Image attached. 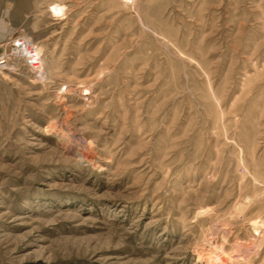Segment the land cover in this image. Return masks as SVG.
I'll use <instances>...</instances> for the list:
<instances>
[{
    "label": "rangeland",
    "instance_id": "obj_1",
    "mask_svg": "<svg viewBox=\"0 0 264 264\" xmlns=\"http://www.w3.org/2000/svg\"><path fill=\"white\" fill-rule=\"evenodd\" d=\"M213 245L264 264V0H0V264Z\"/></svg>",
    "mask_w": 264,
    "mask_h": 264
},
{
    "label": "bare ground",
    "instance_id": "obj_2",
    "mask_svg": "<svg viewBox=\"0 0 264 264\" xmlns=\"http://www.w3.org/2000/svg\"><path fill=\"white\" fill-rule=\"evenodd\" d=\"M63 9H64V6L63 5H61V4H57V3H53V4H51V5H49L48 6V11H50L51 13H59V15H62L63 14ZM50 13V14H51ZM24 38V37H23ZM25 40H27V39H25ZM24 41V40H23ZM29 42V41H28ZM30 44V43H29ZM28 44V45H29ZM32 44V43H31ZM34 49L37 51V53L39 52V50H37L36 49V47H34ZM21 52V51H20ZM24 53V52H23ZM38 69H37V72L39 71V74H40V76L42 77L43 75H44V71H43V69H42V67L39 65L38 67H37ZM6 76V75H5ZM83 89H86V91L83 93V94H87V93H89V90H88V88H87V86H86V88L84 87ZM82 89V90H83ZM67 90H71V89H67ZM62 127V126H61ZM50 129V128H49ZM48 129V130H49ZM69 140H73V142L71 143ZM65 143H67L68 144V146L69 145H73V147H74V149L75 148H82L83 147V145H82V143L80 142V137H79V135H77V133H68V136H67V138L65 139ZM71 143V144H70ZM67 144H66V146H67ZM86 145V144H85ZM72 147V148H73ZM68 152V151H67ZM70 153V152H69ZM215 229V228H214ZM221 232V231H220ZM251 238V237H250ZM219 247V246H218ZM244 248V247H243ZM247 248V247H246ZM222 249V248H221ZM207 250H208V252H207V261L208 262H210V264H224V262H223V260H221L220 259V256H219V254H217L216 252H215V250H217V248L213 245L212 246V248H207ZM233 250V249H232ZM248 250V249H247ZM239 251H240V249H239ZM218 252V251H217ZM238 254V253H237ZM223 255V254H222ZM224 256V255H223ZM226 257H228V256H226ZM229 258V257H228ZM230 259V258H229ZM226 261V260H225ZM229 263V262H228ZM231 263V262H230Z\"/></svg>",
    "mask_w": 264,
    "mask_h": 264
},
{
    "label": "built area",
    "instance_id": "obj_3",
    "mask_svg": "<svg viewBox=\"0 0 264 264\" xmlns=\"http://www.w3.org/2000/svg\"><path fill=\"white\" fill-rule=\"evenodd\" d=\"M27 41H23L21 39H17V41H15L13 43L14 48L17 51H21L25 53V59H26V63L29 67H31L32 69H34L35 71H37V67L39 66V53H37V51L34 49V47H30L29 45H27L26 43Z\"/></svg>",
    "mask_w": 264,
    "mask_h": 264
}]
</instances>
